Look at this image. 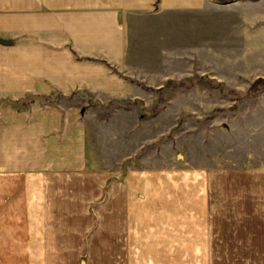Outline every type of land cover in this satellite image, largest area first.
Returning <instances> with one entry per match:
<instances>
[{
  "label": "crops",
  "instance_id": "1",
  "mask_svg": "<svg viewBox=\"0 0 264 264\" xmlns=\"http://www.w3.org/2000/svg\"><path fill=\"white\" fill-rule=\"evenodd\" d=\"M217 2L0 0V264H264V127L144 153L78 103L145 99L131 28Z\"/></svg>",
  "mask_w": 264,
  "mask_h": 264
},
{
  "label": "rangeland",
  "instance_id": "2",
  "mask_svg": "<svg viewBox=\"0 0 264 264\" xmlns=\"http://www.w3.org/2000/svg\"><path fill=\"white\" fill-rule=\"evenodd\" d=\"M130 48L131 70L142 73L146 98L78 103L105 120L129 111L132 139L143 129L144 153L177 137L178 149L190 150V158L204 151L214 156L223 127H264V90L248 94L256 79H264V0H223L147 18L131 28ZM61 100L51 102H71Z\"/></svg>",
  "mask_w": 264,
  "mask_h": 264
},
{
  "label": "trees",
  "instance_id": "3",
  "mask_svg": "<svg viewBox=\"0 0 264 264\" xmlns=\"http://www.w3.org/2000/svg\"><path fill=\"white\" fill-rule=\"evenodd\" d=\"M264 90V79L263 78H258L256 79L249 87L248 89V94H251L253 96H256L260 91ZM32 101H28L27 103H31ZM44 104H50L52 105L51 100L46 99L42 101ZM20 104L23 105L22 101H19Z\"/></svg>",
  "mask_w": 264,
  "mask_h": 264
},
{
  "label": "water",
  "instance_id": "4",
  "mask_svg": "<svg viewBox=\"0 0 264 264\" xmlns=\"http://www.w3.org/2000/svg\"><path fill=\"white\" fill-rule=\"evenodd\" d=\"M5 44H9L8 42H4Z\"/></svg>",
  "mask_w": 264,
  "mask_h": 264
}]
</instances>
